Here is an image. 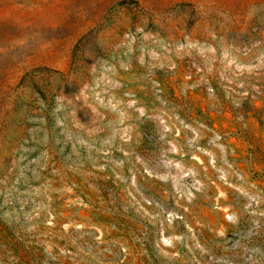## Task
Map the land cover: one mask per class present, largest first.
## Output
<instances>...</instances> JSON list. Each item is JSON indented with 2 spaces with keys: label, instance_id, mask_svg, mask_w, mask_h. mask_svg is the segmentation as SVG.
Wrapping results in <instances>:
<instances>
[{
  "label": "rangeland",
  "instance_id": "obj_1",
  "mask_svg": "<svg viewBox=\"0 0 264 264\" xmlns=\"http://www.w3.org/2000/svg\"><path fill=\"white\" fill-rule=\"evenodd\" d=\"M0 264H264V0H0Z\"/></svg>",
  "mask_w": 264,
  "mask_h": 264
}]
</instances>
